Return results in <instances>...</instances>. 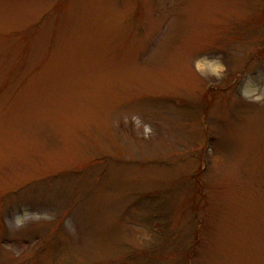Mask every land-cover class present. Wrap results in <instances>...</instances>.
Returning a JSON list of instances; mask_svg holds the SVG:
<instances>
[{
	"label": "rangeland",
	"instance_id": "rangeland-1",
	"mask_svg": "<svg viewBox=\"0 0 264 264\" xmlns=\"http://www.w3.org/2000/svg\"><path fill=\"white\" fill-rule=\"evenodd\" d=\"M0 264H264V0H0Z\"/></svg>",
	"mask_w": 264,
	"mask_h": 264
},
{
	"label": "bare ground",
	"instance_id": "bare-ground-1",
	"mask_svg": "<svg viewBox=\"0 0 264 264\" xmlns=\"http://www.w3.org/2000/svg\"><path fill=\"white\" fill-rule=\"evenodd\" d=\"M210 65L212 68L214 69H219L220 68V64L218 61H208V60H204V61H201V63L199 64L200 67L204 68L206 67L207 65ZM255 87L252 85V84H246L244 86V91L247 92V93H251V92H254L255 91Z\"/></svg>",
	"mask_w": 264,
	"mask_h": 264
}]
</instances>
